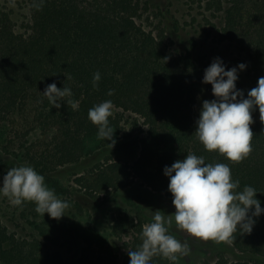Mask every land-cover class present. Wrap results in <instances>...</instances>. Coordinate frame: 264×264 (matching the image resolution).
Segmentation results:
<instances>
[{"label": "trees", "instance_id": "16d2710c", "mask_svg": "<svg viewBox=\"0 0 264 264\" xmlns=\"http://www.w3.org/2000/svg\"><path fill=\"white\" fill-rule=\"evenodd\" d=\"M24 1L30 13L24 33L14 30L9 14L0 13V131L7 133L12 154L43 175L70 207L56 220L36 213L34 203L15 206L24 225L16 228L29 232V239L0 220V264H129L128 251L138 248L143 226L152 221L141 212L114 215L110 234L121 241L127 238L118 255L106 237L82 224L83 209L56 178L60 169L112 146L98 138V126L88 118L89 109L106 100L113 103L109 123L114 145L140 134V151L132 164L106 160L87 169L75 179L84 195L107 199L113 191L139 184L174 207L164 168L191 153L203 156L206 164H227L232 179L240 182L238 190L256 189L264 208V124L259 110L253 113L252 151L246 158L231 162L205 150L194 133L198 98L204 92L214 97L211 85L202 83L212 62L195 57L194 38L183 49L175 46L169 34H178V22H155L157 17L148 15L153 29L147 30L141 23V0H43L40 10L33 6L40 0ZM189 2L201 9L203 22L212 30L208 38L214 34L217 44L234 46L239 62L246 65V98L264 77V0ZM96 72L101 80L93 88ZM51 83L70 88L78 108L64 101L61 108H53L42 95ZM109 90L114 95H107ZM228 242L244 260L219 254L214 262L201 264H264V214L250 234L237 231ZM68 255L75 263L65 259ZM151 264L172 262L156 256Z\"/></svg>", "mask_w": 264, "mask_h": 264}, {"label": "clouds", "instance_id": "9594fccd", "mask_svg": "<svg viewBox=\"0 0 264 264\" xmlns=\"http://www.w3.org/2000/svg\"><path fill=\"white\" fill-rule=\"evenodd\" d=\"M43 0L33 6L40 10ZM246 70L240 63L226 70L219 57L204 70L202 83L211 85L215 99L203 100L199 118L196 121L195 136L206 151L218 152L231 162H240L252 151L253 113L258 108L260 121L264 124V77L258 79L256 87L245 93L237 89L239 73ZM68 79V78H67ZM101 74H93L92 86L98 87ZM42 95L56 109L64 101L73 110L79 101L72 99L70 88L60 89L56 83L48 84ZM107 95H114L109 90ZM113 103L106 100L89 109L88 118L98 126V138L115 144L109 118ZM164 175L168 178V191L176 209L172 215L163 216L162 211H154L152 222L143 226L142 243L136 250H129V264H151L154 257L160 256L177 262L190 251L187 243L182 244L168 232V225L174 217L179 230L204 242H227L234 233L250 234L256 219L264 214L257 191L251 186L239 189V181L232 179L227 164L205 163L203 156L188 154L183 160L165 166ZM0 196L10 204L22 206L25 202L35 204V211L59 220L70 204L58 198L54 190L45 183V177L31 166L14 167L4 175L0 183Z\"/></svg>", "mask_w": 264, "mask_h": 264}, {"label": "rangeland", "instance_id": "374dc122", "mask_svg": "<svg viewBox=\"0 0 264 264\" xmlns=\"http://www.w3.org/2000/svg\"><path fill=\"white\" fill-rule=\"evenodd\" d=\"M141 6L143 9V20H141V23L147 30L153 29V26L151 27L147 23L146 18L148 15L153 18L157 17L156 19L154 18L155 22L164 20L169 25L178 22L180 26L178 34L174 36L170 33L169 35L179 49L187 47L188 41L194 38L197 42L194 55L199 61L209 63L219 57L226 65V70L240 64V58L234 46L217 44L214 40V34L211 38H208V33L212 30L203 22L201 9L197 5H191L189 0H141ZM0 13L9 14L14 30L17 33H24L30 18L28 6L24 0H0ZM237 89L247 90L245 71L239 73ZM212 99H215V97H212L207 92L200 95L197 102L198 115L202 107V101H210ZM127 116L135 118L134 115L127 114ZM6 134L3 130L0 131V164L2 165L0 183H2L3 177L9 169L27 166L12 154L13 147L9 146ZM140 137V134L135 135L133 139L122 141L113 147L109 146L95 150L92 155L84 158L80 163L62 168L56 173V178L70 190L73 202L79 204L83 209L84 215L79 218L82 224L86 228L91 227L92 231L106 237L118 255H122L124 252L121 247L127 238H123V241H121V238L110 234L114 215H118L120 212L128 214L141 212L148 221H152L154 211H162L161 214L167 217V215L174 214L176 209L162 195L154 193L146 187H141L139 184L119 191H113L107 199L93 200L80 192V186L76 184L75 179L87 169L106 160H118L132 164L139 155ZM14 207L7 198L0 196V220L9 227L11 232L16 231L22 237L28 238L29 232L27 234L21 232L20 228H16V225L22 226L23 222L18 219ZM167 227L171 235L182 244L187 243L190 248L188 254L181 256L175 264H201L204 260L214 262L219 254H224L231 261L245 259L228 241L221 243L204 242L192 237L186 231L179 230L175 224L174 217L172 223ZM65 259L75 263L70 255L66 256Z\"/></svg>", "mask_w": 264, "mask_h": 264}]
</instances>
